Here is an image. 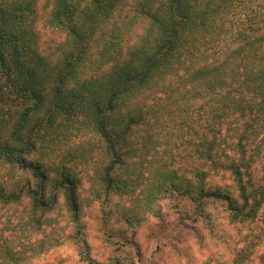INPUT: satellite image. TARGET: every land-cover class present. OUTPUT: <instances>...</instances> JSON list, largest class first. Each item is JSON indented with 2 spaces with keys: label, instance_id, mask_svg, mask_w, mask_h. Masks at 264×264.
Listing matches in <instances>:
<instances>
[{
  "label": "clouds",
  "instance_id": "1",
  "mask_svg": "<svg viewBox=\"0 0 264 264\" xmlns=\"http://www.w3.org/2000/svg\"><path fill=\"white\" fill-rule=\"evenodd\" d=\"M0 264H264V0H0Z\"/></svg>",
  "mask_w": 264,
  "mask_h": 264
}]
</instances>
